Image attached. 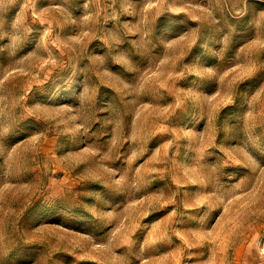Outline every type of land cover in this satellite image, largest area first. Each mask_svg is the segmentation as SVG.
<instances>
[{
    "label": "rangeland",
    "instance_id": "374dc122",
    "mask_svg": "<svg viewBox=\"0 0 264 264\" xmlns=\"http://www.w3.org/2000/svg\"><path fill=\"white\" fill-rule=\"evenodd\" d=\"M0 264H264V0H0Z\"/></svg>",
    "mask_w": 264,
    "mask_h": 264
}]
</instances>
